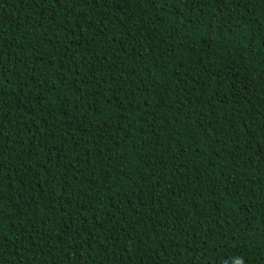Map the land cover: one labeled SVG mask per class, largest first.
Masks as SVG:
<instances>
[{
	"label": "trees",
	"instance_id": "1",
	"mask_svg": "<svg viewBox=\"0 0 264 264\" xmlns=\"http://www.w3.org/2000/svg\"><path fill=\"white\" fill-rule=\"evenodd\" d=\"M236 258L264 264V0H0V264Z\"/></svg>",
	"mask_w": 264,
	"mask_h": 264
},
{
	"label": "clouds",
	"instance_id": "2",
	"mask_svg": "<svg viewBox=\"0 0 264 264\" xmlns=\"http://www.w3.org/2000/svg\"><path fill=\"white\" fill-rule=\"evenodd\" d=\"M234 264H243V259L242 258H236L234 260Z\"/></svg>",
	"mask_w": 264,
	"mask_h": 264
},
{
	"label": "snow or ice",
	"instance_id": "3",
	"mask_svg": "<svg viewBox=\"0 0 264 264\" xmlns=\"http://www.w3.org/2000/svg\"><path fill=\"white\" fill-rule=\"evenodd\" d=\"M90 246V245H89ZM75 251H76V253L78 254V252H79V249H75Z\"/></svg>",
	"mask_w": 264,
	"mask_h": 264
}]
</instances>
